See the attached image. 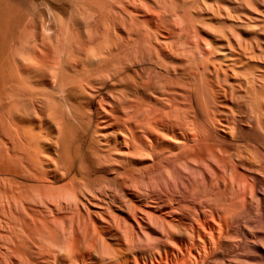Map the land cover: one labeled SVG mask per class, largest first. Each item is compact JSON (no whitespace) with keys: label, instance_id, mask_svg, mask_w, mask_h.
<instances>
[{"label":"bare ground","instance_id":"1","mask_svg":"<svg viewBox=\"0 0 264 264\" xmlns=\"http://www.w3.org/2000/svg\"><path fill=\"white\" fill-rule=\"evenodd\" d=\"M116 6L76 9L80 24L71 12L17 8L8 20L0 9V264H140L157 243L171 264H200L238 209L255 203L264 218V72L249 66L262 43L227 26L211 44L193 29L189 55L170 25L188 9Z\"/></svg>","mask_w":264,"mask_h":264},{"label":"rangeland","instance_id":"2","mask_svg":"<svg viewBox=\"0 0 264 264\" xmlns=\"http://www.w3.org/2000/svg\"><path fill=\"white\" fill-rule=\"evenodd\" d=\"M3 1H5V3H7L8 2V4H12L13 5V7L15 6V7H17L18 9H19V13H22V12H26V11H30L28 8H30V9H32L33 8V6H34V8L36 7V5H38V4H41V5H38L36 8L38 9V10H40V11H37V10H35L34 8V11L35 12H41V11H43V12H41V14H45V16H47V12H49V13H52V11L54 10V13H57L59 16H60V13H61V15H65V17L67 16V14H69L70 12V14H73L74 16H75V11H76V14H78V12H77V10L76 9H78L79 11H81V12H79V13H81L82 15L83 14H86V15H90V13H94V14H99V10L101 9V8H103V9H105L106 10V12H104L103 11V9H101L104 13H108L107 12V9H109L108 11H110L112 8H114V6H116V5H118V6H120V3L121 4H123L125 7H127V9H131V12H132V9L134 8V6H140L141 4H142V6H145L146 7V5H150V6H152L153 8H155V10L152 8V7H149V8H152L153 9V11H160L161 10V12L163 11H166V12H168V14L166 13V16L167 15H169V13H170V15L167 17V18H169V17H171V14L174 12L175 13V11H176V15L177 14H179L180 16H182V14L185 16V14H184V12L183 11H185V9H188V13L191 15V13H192V17H188V14H187V16H185V17H188L189 18V20H190V18H192V20L194 21V22H198L200 25H196L194 22V25L196 26V27H193V26H190L189 24V27H188V25L186 24V23H188V21L186 22L185 21V17H181V19L180 18H174V19H171L172 20V23L170 24L171 26L173 25L174 26V28L173 27H171L170 25V27L171 28H173L176 32H175V35H176V37L174 38L175 39V42L174 43H178V44H176L177 46L178 45H181V46H178L179 48L181 47V50H183V51H186L188 54H189V51H193L194 49V47L195 46H193V43L195 42L194 41V36L192 35V34H194V32L193 31H195L196 30V32L198 33V35L200 34L201 36H202V38H206L205 40H207V41H210V39H212L210 42H211V44H212V42L213 43H224V42H222V41H220L219 39H217L218 37H219V35H220V29H221V32H224L225 30H226V28H227V26L229 27V28H227V29H229V30H227V31H225V32H228V31H230V29H232L233 27V31L236 33V34H238L239 35V37H240V39H242L243 41H247V40H249V41H251V39L252 38H254V37H257L258 38V41L259 42H261L262 44H261V47H262V49L261 48H259L260 49V51L258 50V49H256L255 50V58L252 60V64L251 63H249V66H253L254 68H255V70H257V73H260V72H258V71H261V72H264V0H217V1H215V0H206L207 2H209V3H212L211 5H212V7L214 8V9H216L215 10V13H217V12H221L220 10L221 9H223L224 10V8H225V10H224V13L223 12H221L222 14V17L223 18H221V16L219 17V19H218V17L216 18V17H214L213 18V16H212V14L214 15V12H212L211 10H210V13H209V11H208V13H207V11H206V13H205V10H204V8L202 9V10H200V9H198L199 8V5L198 6H196L195 4L196 3H202L203 2V0L201 1V0H199V1H195L194 0V2L192 3V2H190V4H191V6L193 7L194 5L196 6V10H197V13H195L194 12V9H195V7L194 8H190V6L188 7H186L185 5H188L189 3H186V1L188 2V0H113V3H112V0L110 1V0H83V2L81 3V1L80 0H76V2L77 3H75V0H67V2H66V0H2V2ZM53 1V2H52ZM57 1V2H56ZM72 1V2H71ZM98 1V2H97ZM100 1H102V2H104V3H102V2H100ZM186 3L185 5H183L182 3H184V2ZM190 1V0H189ZM191 1H193V0H191ZM218 1L220 2L219 4H218V6H216L217 5V3H218ZM10 2V3H9ZM34 2V3H33ZM41 2H43V3H45L46 4V6L45 5H43V3H41ZM55 2V3H54ZM70 2V3H69ZM86 2V3H85ZM89 4H88V3ZM92 2H94V3H92ZM108 2V3H107ZM130 3V5H128L129 3ZM132 2V3H131ZM140 2H143V3H140ZM146 2V3H145ZM158 2V3H157ZM180 4H179V3ZM4 3V2H3ZM5 3H4V5H5ZM30 3V4H29ZM49 3V4H48ZM67 3V4H66ZM102 3V4H101ZM113 5H111V4ZM136 3V4H135ZM156 3H157V5L158 6H156ZM175 3V4H174ZM177 3V4H176ZM32 4H33V6H32ZM59 4H60V6H59ZM75 4H76V7H75ZM79 4H80V6H79ZM83 5V7H82V5ZM90 4L92 5V6H90ZM97 4H98V6H97ZM109 6H108V5ZM178 4L179 5H182V6H184L185 8L183 9V7H178ZM192 4H194V5H192ZM0 5L2 6V4H1V1H0ZM12 5H6V6H11L12 7ZM29 5H31V7H29ZM50 5V6H49ZM68 5V6H67ZM89 5V6H88ZM101 5V6H100ZM104 5H105V7H104ZM160 5V6H159ZM173 5H175V6H173ZM80 8H79V7ZM96 6V7H95ZM103 6V7H102ZM118 6H116V8L118 7ZM132 6V7H131ZM219 6H222V7H220L219 9L220 10H218L217 11V8L219 7ZM9 7H6L5 9H7V8H9ZM10 7V8H11ZM43 7V8H42ZM44 7H45V9H44ZM48 7H50V8H48ZM100 7V8H99ZM111 7V8H110ZM141 7V6H140ZM148 7V6H147ZM158 7V8H157ZM176 7V8H175ZM198 7V8H197ZM217 7V8H216ZM3 9H1V7H0V9H1V11H2V13H5L6 11H4L3 12V10H4V6L2 7ZM17 8H16V10H14V13L15 12H17ZM72 8V9H71ZM118 8H120V7H118ZM12 9H15V8H12ZM47 9H52V10H48L47 11ZM59 9V10H58ZM93 9H94V11H93ZM156 9H158V10H156ZM167 9H169L170 10V12H169V10H167ZM177 9V10H176ZM191 9V10H190ZM226 9H227V11H228V13L226 14L225 12H227L226 11ZM257 9V10H256ZM9 10H11V9H9ZM8 10V11H9ZM73 10H74V12H73ZM88 10H90V11H88ZM93 12H92V11ZM95 10H96V12H95ZM172 10V11H171ZM175 10V11H174ZM195 10V11H196ZM201 11L202 12V14H201V12H199L198 13V11ZM222 10V11H223ZM7 11V12H8ZM12 11V10H11ZM11 11L9 12V13H11ZM21 11V12H20ZM60 11V12H59ZM66 11H69V12H66ZM88 13H87V12ZM101 11V12H102ZM231 11V12H230ZM6 12V13H7ZM73 12V13H72ZM86 12V13H85ZM98 12V13H97ZM161 12H158V13H161ZM161 13V14H163V17H164V14H165V12L164 13ZM172 12V13H171ZM6 13H5V15H6ZM13 13V14H14ZM19 13H17V14H19ZM28 13V12H27ZM30 13V12H29ZM174 13L172 14V15H174ZM181 13V14H180ZM230 13V14H229ZM233 13V14H232ZM238 13V14H237ZM255 13V14H254ZM262 13V14H261ZM12 13H11V15H13ZM16 13H15V15H17ZM39 14V13H38ZM69 14V15H70ZM80 14V15H81ZM226 14V15H225ZM246 14V15H245ZM4 15V16H5ZM8 15V14H7ZM5 16V17H8V16H10V17H12L11 15H8V16ZM22 15V14H21ZM27 15V14H26ZM25 15V16H26ZM72 15V16H73ZM81 15V16H82ZM179 15H177V16H179ZM198 15V16H197ZM210 15V16H209ZM228 15V16H227ZM229 15H232V17L233 18H227L226 19V17H229ZM0 16H1V14H0ZM3 16V17H4ZM18 16V15H17ZM20 16V15H19ZM23 16H24V14H23ZM72 17L71 18V15L69 16V17H66L69 21H70V19H72L73 21H74V18L76 19V16L75 17ZM79 16V15H78ZM77 16V18H78V20L80 19V16L78 17ZM84 16V15H83ZM82 16V17H83ZM146 16V15H145ZM194 16V17H193ZM212 16V17H211ZM239 16V18L241 19V20H239L238 21V19H237V17ZM13 17H14V15H13ZM13 17L11 18V19H13ZM63 17V16H62ZM62 18L63 20L64 19H66V18ZM144 17V16H143ZM143 17L141 16V18L143 19ZM197 17V18H196ZM198 17H199V19H198ZM202 19H201V18ZM206 19H205V18ZM236 17V18H235ZM14 18H16V17H14ZM84 18V17H83ZM82 18V19H83ZM193 18H196V19H193ZM235 18V19H234ZM6 21H7V19L9 20L10 18L8 17L7 19L6 18H4ZM3 18L1 19V20H4ZM142 19L140 20V18H139V20L140 21H142ZM201 19V20H200ZM204 19V20H203ZM211 19H212V21H211ZM230 19H233V20H230ZM71 20V21H72ZM77 19H76V21H78ZM175 20V21H174ZM176 20H178V21H176ZM180 20V21H179ZM182 20V21H181ZM68 21V22H69ZM80 21V20H79ZM78 21V22H79ZM144 21V20H143ZM185 21V22H184ZM191 21V20H190ZM217 21V22H216ZM241 21H243V23H241ZM249 21V22H248ZM0 22H2V21H0ZM66 22V21H65ZM68 22H66V24L68 25L67 27H69V24L71 23V22H69V24H68ZM78 22H76V23H78ZM174 22V23H173ZM175 22H176V25H175ZM207 22V23H206ZM211 22V23H210ZM3 23V26H4V22H2ZM75 23V22H74ZM73 22L71 23V25H73L74 24ZM192 23V22H191ZM248 23V24H247ZM78 24H80V22L78 23ZM180 24H182V25H184L185 27H188V28H186V30H185V28H184V26H182V25H180ZM209 24H211V26L209 25ZM250 24V25H249ZM75 25V24H74ZM74 25L72 26V28H74ZM77 25V24H76ZM75 25V26H76ZM82 26H83V23L81 24ZM178 25V26H177ZM221 25H222V27H221ZM80 26V25H79ZM82 26H80V28L78 27V25L74 28V29H76V28H79L80 29V31H83V30H81V29H86L87 27H88V25H86V27L84 26L83 28H81ZM201 26V27H200ZM213 26V27H212ZM219 26H220V28H219ZM250 26H251V29H250ZM257 28H256V27ZM71 27V26H70ZM178 27H180V28H178ZM200 27V28H199ZM217 27V28H216ZM224 27V28H223ZM226 27V28H225ZM232 27V28H231ZM0 28H2L1 27V23H0ZM190 28V29H189ZM197 28V29H196ZM203 28V29H202ZM237 28V29H236ZM255 28H256V32H255ZM177 29V30H176ZM194 29V30H193ZM211 29V30H210ZM223 29H224V31H223ZM191 30V31H190ZM193 30V31H192ZM201 30V31H200ZM204 30V31H203ZM207 30V31H206ZM215 30H216V32H215ZM219 30V31H218ZM235 30H237V31H235ZM253 31H254V33H253ZM259 31V32H258ZM77 32V31H76ZM177 32H179V33H177ZM189 33L188 34V36L186 35L187 33ZM206 32V33H205ZM208 32V33H207ZM214 32V33H213ZM218 32V34L216 35V33ZM251 32V33H250ZM258 32V33H257ZM261 32V33H260ZM263 32V33H262ZM186 33V34H185ZM259 33L261 34V35H259ZM178 34V35H177ZM210 34H211V36H210ZM250 34V35H249ZM258 34V35H257ZM179 35H181V36H179ZM184 35V36H183ZM214 35V36H213ZM254 35V37H252ZM257 35V36H256ZM187 38H186V37ZM192 36H193V38H192ZM213 36V37H212ZM242 36V37H241ZM248 37V38H247ZM178 38H180V39H178ZM186 38V39H185ZM216 38V39H215ZM251 38V39H250ZM177 39V40H176ZM191 39V40H190ZM217 40V41H215V40ZM189 40V43L188 42H186V41H188ZM253 40V39H252ZM178 41H180V42H178ZM183 41V42H182ZM182 42V43H181ZM184 42H186L185 43V45L183 44ZM209 42V43H210ZM180 43V44H179ZM183 44V45H182ZM188 45V46H187ZM183 46V47H182ZM185 46H187L186 48V50H184V48H185ZM193 46V47H192ZM188 47H189V49H188ZM183 48V49H182ZM190 48L191 49H193V50H190ZM195 52H197L196 51V49L194 50ZM190 52V53H191ZM192 54V53H191ZM219 54V53H218ZM258 56H257V55ZM190 55V54H189ZM199 59V58H198ZM260 59V60H259ZM256 60V61H255ZM263 60V63L261 62ZM254 63V64H253ZM258 66H257V65ZM255 65V66H254ZM262 66V67H261ZM70 101H74V99H70ZM65 104V103H64ZM64 106V105H63ZM64 107H66V106H64ZM64 107H62L61 108V106L60 107H58V109L59 108H61V109H63ZM61 109L59 110L60 112L59 113H62L61 112ZM64 109H66L65 110V112L67 111V107L66 108H64ZM64 109H63V113L61 114L62 116L65 114L64 113ZM60 115V116H61ZM65 115H68V119H69V114L66 112V114ZM48 116V115H47ZM46 117V116H45ZM44 117V118H45ZM49 117V116H48ZM47 118V117H46ZM50 118V117H49ZM71 119V118H70ZM64 120H65V118H64ZM47 121V123H48V120H46ZM67 121V125L68 124H70L71 126H72V124L74 123V121H75V123L73 124L76 128V130H77V125L79 124V123H77V121L76 120H74L73 121V118H72V121L73 122H69V120H66ZM71 121V120H70ZM44 122H45V119H44ZM46 123V122H45ZM64 124V126H66V122H64L63 123ZM77 124V125H76ZM74 126L72 127V130H70V131H73L74 132V130L75 129H73L74 128ZM67 127H70L69 125L68 126H66V128ZM69 129H71V127L69 128ZM76 130H75V132H76ZM143 172L142 173H145V171L144 170H142ZM140 172H141V170H140ZM139 173V172H138ZM137 173V174H138ZM113 178V177H112ZM112 178H110V179H112ZM114 179V178H113ZM111 182H113V180H111ZM251 206V207H250ZM254 206V207H253ZM253 207V208H252ZM244 209L243 210H241L240 211V209H242V207L240 208V209H238L237 211H238V213H237V215H236V220H234V222H233V224H232V226L233 227H231L230 228V231L228 232V237L225 239V241H223V250L221 249V251H219V252H215V254H213L212 255V257H210V258H208L207 259V262H205L204 260L200 263V264H221V263H223V262H225V263H223V264H264V258H262V257H264V249H262V248H264V245L262 244H260V243H258L259 241H262V239L264 240V224H263V226H262V223H264V218L263 217H260L259 218V212H257V214H255L256 212L255 211H258V209H257V207L255 206V203H253L252 205H248L247 207H243ZM246 208V209H245ZM248 208V209H247ZM249 208H250V210H251V212H250V210H249ZM256 209V210H255ZM248 210H249V212H248ZM253 210V211H252ZM243 211V212H242ZM241 212V213H240ZM245 212V213H244ZM255 212V213H254ZM254 213V214H253ZM240 214V215H239ZM244 216L245 215V217H243L242 215ZM247 215H248V217H247ZM252 215V216H251ZM238 216V217H237ZM261 216V215H260ZM240 217H242V219L240 218ZM254 217V218H253ZM239 218V219H238ZM245 218H248L247 220L245 219ZM259 218V219H258ZM262 218V219H261ZM241 219V220H240ZM246 221H245V220ZM250 219V220H249ZM262 220L261 221V223H260V221L259 220ZM255 220V221H254ZM236 221V222H235ZM238 221V222H237ZM242 221H245V222H242ZM250 221H251V223H250ZM258 221V222H257ZM66 222V225H68L67 223H69V221L67 222V220L65 221ZM64 222V223H65ZM240 222H241V225H240ZM253 222H255V223H253ZM257 222V223H256ZM64 223L61 225L63 228H64V226H66V225H64ZM72 223H74V222H72ZM71 222H70V224H69V226H71V224H72ZM258 223H260V224H258ZM258 224V225H257ZM59 225V226H60ZM249 225V226H248ZM252 225H254V226H252ZM259 225H260V227H259ZM237 228H236V227ZM247 226V227H246ZM262 226V227H261ZM62 227H61V229H62ZM72 227H73V225H72ZM250 227V228H249ZM66 228H67V226H66ZM71 228V227H70ZM70 228H67V230H69ZM252 229V230H251ZM232 230V231H231ZM250 230H251V232H250ZM247 231H248V233H247ZM68 232V231H67ZM233 232V233H232ZM252 234V235H254V237H256L255 239H253L254 237L252 236V235H250V234ZM254 233V234H253ZM231 235V237L229 238V236ZM249 235V241H248V238H247V236ZM250 236H252V237H250ZM233 237V238H232ZM245 238H247V239H245ZM251 238H252V240H251ZM247 240V242L245 241V240ZM261 239V240H260ZM233 240V241H232ZM250 240L252 241V243L250 242ZM256 240H257V243L258 244H260V246L256 243ZM259 240V241H258ZM228 241V242H227ZM231 241V242H230ZM255 241V242H254ZM246 242V243H245ZM250 242V243H249ZM255 243V245H253L254 243ZM144 243H146V242H144ZM261 243H264V242H261ZM235 244V245H234ZM249 244H250V246H249ZM144 245V244H143ZM147 245V246H146ZM156 245V244H155ZM154 244L152 245V246H148V244H145V246H143V249H141V251H140V253L138 254V260L140 261V264H150L151 262H152V260H153V262H152V264H154L155 262H157L158 261V263H162V262H164V261H167V263H169V264H171L172 262L173 263H175L173 260H176L175 258H173L171 255L168 257V259L166 260V259H164V258H166L165 256V252L163 253V249L164 248H160V250H159V245H158V243H157V246H158V248H156V247H154L155 246ZM226 245H228V246H226ZM255 246V247H254ZM257 246V247H256ZM144 247H145V249H144ZM148 247H150L149 249L151 250V248H155L154 250H156V249H158V251L156 250V251H154L155 253H158L159 251L162 253V255H161V257H162V259H161V257H159V256H157L158 254H156V256H155V253L154 254H152V250L150 251L149 249H148ZM227 247V248H226ZM262 247V248H261ZM224 248H226V249H224ZM230 248V249H229ZM161 249H162V251H161ZM144 250H145V253H144ZM261 250V251H260ZM142 251H143V253H142ZM262 252V253H261ZM150 253V254H149ZM161 253H159V254H161ZM261 254V255H260ZM141 255V256H140ZM142 255H143V257H142ZM154 255V256H153ZM147 256V257H146ZM216 256V257H215ZM259 256H262V257H259ZM128 257V259L127 260H132L133 258H134V256L132 257V255H128L127 256ZM164 257V258H163ZM171 257H172V261H170L171 260ZM141 258V259H140ZM158 258H160L161 260H162V262H161V260L160 259H158ZM124 258H122V260H123ZM148 259V260H147ZM155 259V260H154ZM213 259V260H212ZM263 259V260H262ZM134 260H136V257H135V259ZM157 260V261H156ZM208 260H210V261H208ZM227 260V261H226ZM261 260H262V263H261ZM126 261V260H125ZM155 261V262H154ZM223 261V262H222ZM231 261V262H230ZM123 262V261H122ZM127 262V261H126ZM130 262V263H129ZM132 262H134L133 260L132 261H128L127 262V264H133ZM143 262V263H142ZM145 262V263H144ZM205 262V263H204ZM157 263V264H158ZM156 264V263H155ZM165 264V263H164Z\"/></svg>","mask_w":264,"mask_h":264}]
</instances>
